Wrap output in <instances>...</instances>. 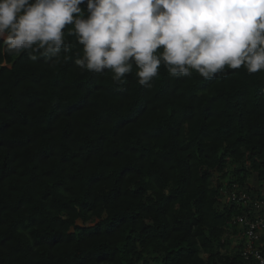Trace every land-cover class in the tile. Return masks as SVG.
Masks as SVG:
<instances>
[{
	"label": "trees",
	"instance_id": "trees-1",
	"mask_svg": "<svg viewBox=\"0 0 264 264\" xmlns=\"http://www.w3.org/2000/svg\"><path fill=\"white\" fill-rule=\"evenodd\" d=\"M63 31L67 51L36 61L0 42V264H256L231 239L252 207L224 189L264 198V70L161 60L150 87L134 63L117 81L81 71Z\"/></svg>",
	"mask_w": 264,
	"mask_h": 264
},
{
	"label": "clouds",
	"instance_id": "clouds-1",
	"mask_svg": "<svg viewBox=\"0 0 264 264\" xmlns=\"http://www.w3.org/2000/svg\"><path fill=\"white\" fill-rule=\"evenodd\" d=\"M70 24L84 49L76 65L97 74L111 69L117 81L134 63L139 83L150 87L161 60L173 77L194 69L210 78L226 66L264 70V0H0V42L8 53L57 57L67 51L63 30Z\"/></svg>",
	"mask_w": 264,
	"mask_h": 264
},
{
	"label": "built area",
	"instance_id": "built-area-1",
	"mask_svg": "<svg viewBox=\"0 0 264 264\" xmlns=\"http://www.w3.org/2000/svg\"><path fill=\"white\" fill-rule=\"evenodd\" d=\"M224 195L228 201L241 203L252 207L233 219V224L241 226L239 236H232V247L240 245L242 257L248 262L259 264V257H264L262 251V233L264 232V198H254L248 190L242 189L239 184L233 183L224 189Z\"/></svg>",
	"mask_w": 264,
	"mask_h": 264
},
{
	"label": "rangeland",
	"instance_id": "rangeland-1",
	"mask_svg": "<svg viewBox=\"0 0 264 264\" xmlns=\"http://www.w3.org/2000/svg\"><path fill=\"white\" fill-rule=\"evenodd\" d=\"M249 181H250V183H251V185H252V186H255V187H257V185H258V182H257V180H256V177H255V176H251Z\"/></svg>",
	"mask_w": 264,
	"mask_h": 264
}]
</instances>
